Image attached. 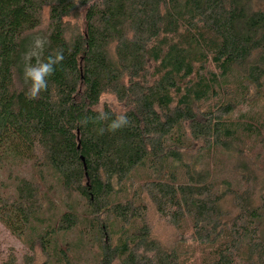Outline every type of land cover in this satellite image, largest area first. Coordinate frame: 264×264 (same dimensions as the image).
Masks as SVG:
<instances>
[{"label":"trees","instance_id":"obj_1","mask_svg":"<svg viewBox=\"0 0 264 264\" xmlns=\"http://www.w3.org/2000/svg\"><path fill=\"white\" fill-rule=\"evenodd\" d=\"M258 1L0 0V166L30 162L37 174L0 194V224L34 234L43 264H72L86 248L94 264H197L198 250L199 264H264V155L254 153L264 115L234 116L264 106ZM50 62L31 98L25 69ZM105 94L117 107L99 106ZM120 116L127 124L111 130ZM223 156L240 189L212 176ZM44 173L62 208L36 235ZM149 206L176 246L152 238ZM73 231L76 241L61 240Z\"/></svg>","mask_w":264,"mask_h":264},{"label":"rangeland","instance_id":"obj_2","mask_svg":"<svg viewBox=\"0 0 264 264\" xmlns=\"http://www.w3.org/2000/svg\"><path fill=\"white\" fill-rule=\"evenodd\" d=\"M257 9L264 10V0H259L255 4ZM103 105H108L112 107H117V103L114 100V98L108 94H105L101 98L100 107ZM253 105L250 109L242 107L240 111H236L234 116H237L238 114H241L242 112H246L247 114H258L261 117L264 115V106ZM255 143L254 140L248 142H245V147H251V145ZM255 145V144H254ZM254 153L259 154V156L264 155V147L263 145L256 144L254 148ZM220 166L214 168V166H209L211 169V174L214 177L215 180L218 182L220 181H227L230 183L232 187L235 188H241V182L239 178L232 172V163L233 160H231L227 156L220 157ZM212 162H214L212 160ZM203 164V163H202ZM35 170L33 169V165L30 162L25 163H17L16 165H9V164H2L0 166V194L2 197H8L9 195H13L14 189L17 184V180L20 179H26L31 180L33 178H37V174L34 173ZM180 174V171L178 172V175ZM45 187L42 188V193L46 196L44 199V207L40 214V219H42L43 224H35L33 223V228L36 230V235L39 233H42L45 227H49V220H53L50 225L55 227V220L59 209L62 208L59 204V196L58 193L55 190H53L52 195H49V185L53 182L49 181V177L45 175ZM137 175H135V178L133 179L135 181V186L137 182ZM49 196L51 199L56 203L58 206H56V213L52 215L51 212H49ZM124 196H128V193H125ZM54 222V223H53ZM146 222L149 227V230L151 232L152 238L158 242L164 249H170L178 244V232L162 217L158 215V213L155 211L154 208L149 206L148 211L146 213ZM261 232L264 236V221L260 225ZM76 235L77 232L73 231L69 234H66L65 237H61L62 241H67V243H73L76 241ZM35 235L30 234L29 232H26L24 235H22L20 238L10 234L4 226L0 224V264H4L5 261L9 259V257H13L15 259L16 264H43L45 261V256L40 248V245L38 243H32L34 241ZM187 247L190 246V242H188ZM87 251L82 253V257H80L78 254L74 257L72 260V264H94V252L88 251L89 249L86 248ZM198 250V248H197ZM181 252L189 251L191 252V249L183 247L180 249ZM200 251H196V257H197V264L200 262V258H202L200 255ZM78 255V256H77Z\"/></svg>","mask_w":264,"mask_h":264},{"label":"clouds","instance_id":"obj_3","mask_svg":"<svg viewBox=\"0 0 264 264\" xmlns=\"http://www.w3.org/2000/svg\"><path fill=\"white\" fill-rule=\"evenodd\" d=\"M60 59H62V56L57 57V60H60ZM52 63L53 62H50L47 64H40L38 67H27L25 69L26 77L30 78L32 81V87L30 89L31 98H36L41 91L46 90L47 81L45 78L47 76H50L53 72ZM100 118L105 119L106 116L102 114ZM127 122L128 121L126 117L120 116L117 118L116 121H114L110 125V128L111 130L119 129L120 127L127 124Z\"/></svg>","mask_w":264,"mask_h":264}]
</instances>
